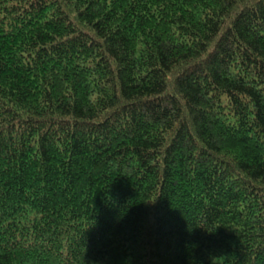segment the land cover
<instances>
[{"label": "trees", "instance_id": "1", "mask_svg": "<svg viewBox=\"0 0 264 264\" xmlns=\"http://www.w3.org/2000/svg\"><path fill=\"white\" fill-rule=\"evenodd\" d=\"M0 264H264V0H0Z\"/></svg>", "mask_w": 264, "mask_h": 264}]
</instances>
